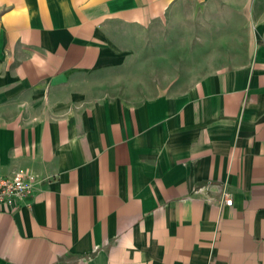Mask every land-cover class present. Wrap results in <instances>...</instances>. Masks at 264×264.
I'll return each instance as SVG.
<instances>
[{
  "label": "crops",
  "instance_id": "0c3cea01",
  "mask_svg": "<svg viewBox=\"0 0 264 264\" xmlns=\"http://www.w3.org/2000/svg\"><path fill=\"white\" fill-rule=\"evenodd\" d=\"M210 2L254 20L257 0H0V175L37 177L0 212V264H264V25L186 90H109L150 27Z\"/></svg>",
  "mask_w": 264,
  "mask_h": 264
},
{
  "label": "rangeland",
  "instance_id": "374dc122",
  "mask_svg": "<svg viewBox=\"0 0 264 264\" xmlns=\"http://www.w3.org/2000/svg\"><path fill=\"white\" fill-rule=\"evenodd\" d=\"M244 15L236 4L217 2L170 10L119 64L120 76L110 78L109 90L135 101L164 89L186 90L219 68L245 63L254 41L252 30L264 25V0L254 4L253 21Z\"/></svg>",
  "mask_w": 264,
  "mask_h": 264
},
{
  "label": "built area",
  "instance_id": "2783aa9c",
  "mask_svg": "<svg viewBox=\"0 0 264 264\" xmlns=\"http://www.w3.org/2000/svg\"><path fill=\"white\" fill-rule=\"evenodd\" d=\"M37 177L24 169L13 170L8 175H0V212L14 213L20 205L31 207L29 198L34 194ZM226 205L231 206L233 201L229 194H224Z\"/></svg>",
  "mask_w": 264,
  "mask_h": 264
}]
</instances>
